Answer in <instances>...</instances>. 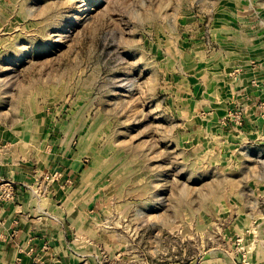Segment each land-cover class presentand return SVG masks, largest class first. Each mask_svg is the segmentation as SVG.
I'll use <instances>...</instances> for the list:
<instances>
[{"label": "rangeland", "instance_id": "1", "mask_svg": "<svg viewBox=\"0 0 264 264\" xmlns=\"http://www.w3.org/2000/svg\"><path fill=\"white\" fill-rule=\"evenodd\" d=\"M262 39L264 0H0V142L45 155L69 139L79 169L55 174L89 178L74 185L113 226L111 254L185 264L252 248L264 144L219 116L228 70Z\"/></svg>", "mask_w": 264, "mask_h": 264}, {"label": "crops", "instance_id": "2", "mask_svg": "<svg viewBox=\"0 0 264 264\" xmlns=\"http://www.w3.org/2000/svg\"><path fill=\"white\" fill-rule=\"evenodd\" d=\"M228 72L231 89L225 113L219 116L220 126L239 139L264 144V110L258 106L264 102V39L251 58H242ZM234 109L242 110L240 125L226 121ZM70 145L66 137L57 138L43 155L41 148H30L24 137L0 142V189L4 182L15 188L13 199L0 197V264H109L111 257L118 264L157 263L122 252L111 254L113 226L103 222L102 209L86 202L85 187L74 185L89 178L55 174L61 166L68 176L78 171L80 163ZM249 241L245 237L232 240L226 255L203 253L199 260L185 264H232L231 260L242 264L243 254L249 264H264V243H253L250 248L245 244Z\"/></svg>", "mask_w": 264, "mask_h": 264}, {"label": "built area", "instance_id": "3", "mask_svg": "<svg viewBox=\"0 0 264 264\" xmlns=\"http://www.w3.org/2000/svg\"><path fill=\"white\" fill-rule=\"evenodd\" d=\"M259 108H261L262 110H264V102H259L258 104ZM262 113H264V111H262ZM226 121H232L237 125H240L242 123V110L241 109H234L229 111V114L226 118ZM5 185L4 188H1V195L0 197L3 199H13L15 196V188L13 187L12 183H7L4 182L3 183ZM245 254H243V260H242V264L244 263V258H245ZM246 264V261H245Z\"/></svg>", "mask_w": 264, "mask_h": 264}]
</instances>
